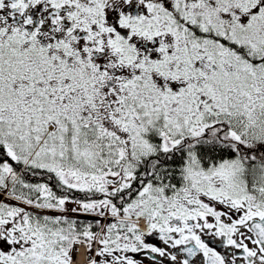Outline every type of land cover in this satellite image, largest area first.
Wrapping results in <instances>:
<instances>
[{"label":"snow or ice","instance_id":"6c2138e0","mask_svg":"<svg viewBox=\"0 0 264 264\" xmlns=\"http://www.w3.org/2000/svg\"><path fill=\"white\" fill-rule=\"evenodd\" d=\"M0 264H264V0H0Z\"/></svg>","mask_w":264,"mask_h":264}]
</instances>
